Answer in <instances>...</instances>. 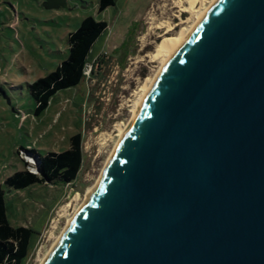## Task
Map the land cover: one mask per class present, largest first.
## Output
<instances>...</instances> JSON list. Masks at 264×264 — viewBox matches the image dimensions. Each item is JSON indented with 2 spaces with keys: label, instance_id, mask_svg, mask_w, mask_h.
I'll use <instances>...</instances> for the list:
<instances>
[{
  "label": "water",
  "instance_id": "95a60500",
  "mask_svg": "<svg viewBox=\"0 0 264 264\" xmlns=\"http://www.w3.org/2000/svg\"><path fill=\"white\" fill-rule=\"evenodd\" d=\"M40 264H264V0L196 21Z\"/></svg>",
  "mask_w": 264,
  "mask_h": 264
},
{
  "label": "rangeland",
  "instance_id": "374dc122",
  "mask_svg": "<svg viewBox=\"0 0 264 264\" xmlns=\"http://www.w3.org/2000/svg\"><path fill=\"white\" fill-rule=\"evenodd\" d=\"M43 1L0 0V186L17 171L34 173L35 155L67 150L75 133L82 135L83 156L70 184L5 192L8 222L34 231L20 264H39L101 173L119 125L127 124L139 89L159 68L150 55L163 38L164 23L174 35L194 20L180 11L177 0H116L100 14L98 0H63L58 9L43 8ZM180 5L187 7L183 0ZM88 16L106 22L107 28L91 47L80 84L56 92L45 111L33 116L28 85L67 58L68 34Z\"/></svg>",
  "mask_w": 264,
  "mask_h": 264
},
{
  "label": "trees",
  "instance_id": "16d2710c",
  "mask_svg": "<svg viewBox=\"0 0 264 264\" xmlns=\"http://www.w3.org/2000/svg\"><path fill=\"white\" fill-rule=\"evenodd\" d=\"M115 3L116 0H98L96 12L100 14ZM106 28V22L88 16L75 31L68 34L67 58L53 72L28 85L34 101L33 116H40L45 111L56 92L80 84L91 47L103 36ZM101 57L95 59L96 63L101 61ZM82 156V135L75 133L69 139L67 150L48 152L43 157L34 156L38 174L24 169L4 179L0 186V264H20L31 247L30 238L34 233L30 227H13L8 222L5 192L22 190L34 184H70L81 168Z\"/></svg>",
  "mask_w": 264,
  "mask_h": 264
},
{
  "label": "bare ground",
  "instance_id": "6f19581e",
  "mask_svg": "<svg viewBox=\"0 0 264 264\" xmlns=\"http://www.w3.org/2000/svg\"><path fill=\"white\" fill-rule=\"evenodd\" d=\"M180 1L181 0H177V4L181 7L180 11L182 12H187L189 13L194 20H192L191 24L188 27H183L181 28L176 34L173 35L174 33V28L170 25H166V23H164L163 27H165V31H164V35L162 40L156 45L155 47V51L153 54L150 55L151 61L155 62V61H159V68L157 70L160 71L162 69V67L164 66V64L167 62V60L169 59V57L171 56V54L173 53V51L177 48V46L179 45V43L182 41V39L186 36V34L189 32V30L192 28V26L196 23V21L202 16V14L209 8V6L215 1V0H210L207 2V6H203L202 2L203 0H183L187 3V7H182V5H180ZM200 2V7L197 6V4ZM186 21H182V23H185ZM90 57L91 56V52H90ZM88 57L87 60L90 58ZM156 72V73H157ZM155 73V74H156ZM155 76V75H154ZM154 76L152 78H146L144 84L141 86V88L139 89V97L137 98V100L134 102L133 104V108H132V112L137 108L140 99L142 97V95L144 94V92L148 89V87L150 86V84L152 83ZM126 126V125H125ZM125 126H121L119 125L118 127V133H117V141L119 140V138L121 137L122 131L124 129ZM116 141V142H117ZM116 144V143H115ZM86 195V194H85ZM77 198V197H76ZM85 198V197H84ZM66 206H68V204H66ZM79 207V206H78ZM78 207L75 209L74 215L78 209ZM73 216L69 217L66 220L65 226L64 228L61 230L60 234L62 233V231L68 226V224L71 222V220L73 219ZM59 234V235H60ZM58 235V236H59ZM57 236V237H58ZM57 237H55L53 243L55 242V240L57 239ZM52 243V245H53ZM51 245V246H52ZM50 246V247H51ZM46 254V253H45ZM45 254L43 255V257L45 256ZM43 257L40 259L39 264L41 262V260L43 259Z\"/></svg>",
  "mask_w": 264,
  "mask_h": 264
}]
</instances>
